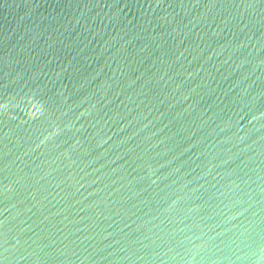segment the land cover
Returning <instances> with one entry per match:
<instances>
[{
  "label": "water",
  "instance_id": "water-1",
  "mask_svg": "<svg viewBox=\"0 0 264 264\" xmlns=\"http://www.w3.org/2000/svg\"><path fill=\"white\" fill-rule=\"evenodd\" d=\"M0 264H264V0H0Z\"/></svg>",
  "mask_w": 264,
  "mask_h": 264
}]
</instances>
